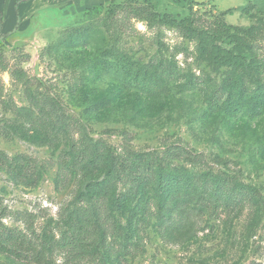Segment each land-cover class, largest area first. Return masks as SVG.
Returning <instances> with one entry per match:
<instances>
[{"label": "rangeland", "instance_id": "374dc122", "mask_svg": "<svg viewBox=\"0 0 264 264\" xmlns=\"http://www.w3.org/2000/svg\"><path fill=\"white\" fill-rule=\"evenodd\" d=\"M110 2L0 33V242L31 214L42 241L90 220L77 264H264V0Z\"/></svg>", "mask_w": 264, "mask_h": 264}, {"label": "trees", "instance_id": "16d2710c", "mask_svg": "<svg viewBox=\"0 0 264 264\" xmlns=\"http://www.w3.org/2000/svg\"><path fill=\"white\" fill-rule=\"evenodd\" d=\"M111 2H113V0H111ZM87 8L95 10L102 9L103 6L102 4H98ZM172 155L175 157L183 156L184 159L194 163L199 161L195 154L184 148H175ZM28 159L31 160L30 158ZM1 161L0 157V162ZM137 161L138 158L134 156L131 164H136ZM126 167V160L119 159L115 156L109 158V173L112 176L120 175ZM23 169V165L16 164L13 167L15 175H19ZM147 178L148 176L146 174L135 176L132 179L129 188L117 197L115 205L121 207L132 202L139 192V185ZM8 214L6 207H1L0 201V216ZM26 223L31 237L29 238L24 234L11 232L0 242V251L16 260L32 262L35 264H57L54 259V254L58 251H65L67 253L66 261L70 262L68 264H77L78 260L90 247V239L94 234V228L92 227L93 225L90 220H84L83 223L74 228L69 234L64 235L60 240L42 241L34 228L33 217L31 214L27 216Z\"/></svg>", "mask_w": 264, "mask_h": 264}, {"label": "crops", "instance_id": "0c3cea01", "mask_svg": "<svg viewBox=\"0 0 264 264\" xmlns=\"http://www.w3.org/2000/svg\"><path fill=\"white\" fill-rule=\"evenodd\" d=\"M106 0H0V33L15 30L23 17L32 14V10L42 6L68 8L73 4L86 7L98 5ZM82 6V7H84Z\"/></svg>", "mask_w": 264, "mask_h": 264}]
</instances>
